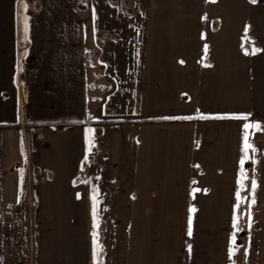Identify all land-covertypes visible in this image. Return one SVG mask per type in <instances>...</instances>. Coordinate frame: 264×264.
Wrapping results in <instances>:
<instances>
[{
    "label": "crops",
    "instance_id": "crops-1",
    "mask_svg": "<svg viewBox=\"0 0 264 264\" xmlns=\"http://www.w3.org/2000/svg\"><path fill=\"white\" fill-rule=\"evenodd\" d=\"M79 2L0 0V264H264V0Z\"/></svg>",
    "mask_w": 264,
    "mask_h": 264
},
{
    "label": "snow or ice",
    "instance_id": "snow-or-ice-1",
    "mask_svg": "<svg viewBox=\"0 0 264 264\" xmlns=\"http://www.w3.org/2000/svg\"><path fill=\"white\" fill-rule=\"evenodd\" d=\"M253 3L256 2V0H252ZM23 7H24V10L26 11L27 10V4L24 3L23 4ZM25 33H27V30H28V26H27V19H25ZM207 48V46H206ZM258 51L257 49H253V52L251 54H255V52ZM245 54H249L247 51L245 52ZM165 119H168V117H164ZM187 118V117H185ZM216 118H224V117H216ZM235 118H242V119H245L247 120V115L245 116H242V117H235ZM255 127L256 129L260 130L261 129V125L259 124V122H257L255 125H252V124H249V123H245L244 124V131H245V134H244V142H243V148H242V151L244 152V156L241 158L240 160V165H241V180L239 181L240 183V186L241 188L244 187V183H243V180L246 179V174L244 172V165H245V162L246 160L249 159V156H248V153H249V150H252V151H256V148L254 147V145H252L251 143H249V129L250 128H253ZM93 130L92 129H88V132H92ZM91 141H89V151H91ZM257 188V182L255 179H253L251 181V189H252V200H251V203L254 204L256 201H255V190ZM197 191L194 189V192ZM96 190L94 189L93 190V201L95 202L96 201V194H95ZM236 199H237V204H236V208L237 210L240 209V202L242 200H245L246 202V198L245 197H242L241 195V192L240 191H237L236 192ZM196 209L195 208H191L190 209V212H195ZM248 216H249V221L251 220V215L250 213H248ZM93 219H94V228L95 227H98V225L95 223V220H96V208H95V204H94V207H93ZM237 221H238V216L234 217V220H233V227L236 228L237 227ZM237 230H241L239 228H237ZM188 235L191 236L192 235V218L191 216L189 217V221H188ZM96 237H97V233L96 231L93 232V242L94 244L97 242L96 241ZM235 240H236V234L233 233V236H232V241L233 243H235ZM189 247V250H191V245L188 246ZM94 257L96 255L95 253V250H94V253H93ZM230 255H232V250L230 249ZM98 264V262H97Z\"/></svg>",
    "mask_w": 264,
    "mask_h": 264
},
{
    "label": "trees",
    "instance_id": "trees-1",
    "mask_svg": "<svg viewBox=\"0 0 264 264\" xmlns=\"http://www.w3.org/2000/svg\"><path fill=\"white\" fill-rule=\"evenodd\" d=\"M78 6H79V8H81V9H85V8H86L85 0H80Z\"/></svg>",
    "mask_w": 264,
    "mask_h": 264
}]
</instances>
